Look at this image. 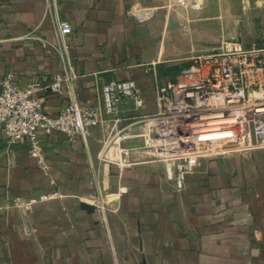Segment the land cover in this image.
<instances>
[{
    "label": "crops",
    "instance_id": "obj_1",
    "mask_svg": "<svg viewBox=\"0 0 264 264\" xmlns=\"http://www.w3.org/2000/svg\"><path fill=\"white\" fill-rule=\"evenodd\" d=\"M166 3L0 0V81L47 85L71 69L86 105H98L103 84L127 79L145 100L140 111L124 103L117 122L103 119L82 139L37 130L54 184L24 143L0 132V264H264V149L201 160L183 191L160 163L118 173L98 159L111 134L155 108L149 69L164 81L184 66L183 17ZM56 19L69 23L67 35ZM66 94L34 97L56 116ZM15 197L24 206L12 207Z\"/></svg>",
    "mask_w": 264,
    "mask_h": 264
},
{
    "label": "built area",
    "instance_id": "obj_2",
    "mask_svg": "<svg viewBox=\"0 0 264 264\" xmlns=\"http://www.w3.org/2000/svg\"><path fill=\"white\" fill-rule=\"evenodd\" d=\"M54 25L59 36L70 32L66 21L56 19ZM254 51L225 44L214 53L192 54L176 74H165L164 81L155 69H149L153 75L155 112L137 114L130 126L111 134L103 142L98 159L115 167L118 173L160 163L175 188L183 191L186 176L201 160L264 149V78L255 76L263 73V64L260 59H246ZM257 52H264V48ZM76 78L69 69L47 85H19L11 74L0 81V132L8 141L27 146L51 184L54 181L36 137L37 130L47 136L59 132L71 141L82 139L103 119L117 122L124 103L138 111L145 106L137 83L130 79L103 84L98 105H86L73 89ZM63 89L67 93L66 105L56 116L46 115L34 94H61ZM218 149L229 150L220 154ZM107 198L104 195L94 203L100 212L107 209L103 201ZM24 204L22 198L15 197L11 206L20 208Z\"/></svg>",
    "mask_w": 264,
    "mask_h": 264
},
{
    "label": "rangeland",
    "instance_id": "obj_3",
    "mask_svg": "<svg viewBox=\"0 0 264 264\" xmlns=\"http://www.w3.org/2000/svg\"><path fill=\"white\" fill-rule=\"evenodd\" d=\"M164 8L170 17L176 11L182 14L178 23L184 25V65L192 54L214 53L225 44L240 45L245 51L255 50L246 59L262 60L263 73L255 76L264 78V52H257L264 48V0H168ZM169 21L175 28L176 18ZM154 112L155 108L143 115Z\"/></svg>",
    "mask_w": 264,
    "mask_h": 264
},
{
    "label": "bare ground",
    "instance_id": "obj_4",
    "mask_svg": "<svg viewBox=\"0 0 264 264\" xmlns=\"http://www.w3.org/2000/svg\"><path fill=\"white\" fill-rule=\"evenodd\" d=\"M209 125H215V124H212V123H211V124H209ZM197 133H201V132H197Z\"/></svg>",
    "mask_w": 264,
    "mask_h": 264
},
{
    "label": "trees",
    "instance_id": "obj_5",
    "mask_svg": "<svg viewBox=\"0 0 264 264\" xmlns=\"http://www.w3.org/2000/svg\"><path fill=\"white\" fill-rule=\"evenodd\" d=\"M185 66V65H184ZM178 70V69H177ZM173 76V75H172Z\"/></svg>",
    "mask_w": 264,
    "mask_h": 264
}]
</instances>
